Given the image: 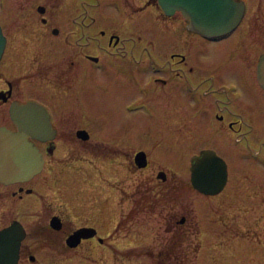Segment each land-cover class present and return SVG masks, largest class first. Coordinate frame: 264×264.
Segmentation results:
<instances>
[{"label":"rangeland","instance_id":"rangeland-1","mask_svg":"<svg viewBox=\"0 0 264 264\" xmlns=\"http://www.w3.org/2000/svg\"><path fill=\"white\" fill-rule=\"evenodd\" d=\"M80 1L83 0H0V23L11 35L20 28L22 19L29 18L22 14H33L26 10L37 5L55 9V14L63 15L57 19L67 23L66 15L71 19L77 13L76 9L85 8L82 4L96 9L98 2L102 5L104 0ZM247 1L245 22L232 38L208 43L202 37H194V41L198 40L196 53L200 65L206 63L204 68L207 70L200 71L210 74L207 85L198 91L200 106L205 104L216 84L239 79L234 68L238 70L240 65L236 60L233 64L235 57L232 54L239 34L246 38L237 52L239 56L244 55L245 65H241L243 70L240 71L244 75L251 76L257 54L264 52V0ZM130 2L141 4L142 0ZM155 4L135 13L132 12L133 4L131 10L118 13L115 23L116 29L122 30L120 36L128 39L127 56L134 60L135 74L142 79H149L150 71L155 73L150 68L151 63L164 67L169 54L180 51L179 45L186 37L191 40L182 31L172 32V26L184 24L182 16L177 12L162 22ZM126 14L137 18L143 15L144 25L136 22L134 30L119 26L125 23L123 17ZM28 24L35 22L28 21ZM166 24L168 26H164ZM15 38L14 47H17L20 37L16 35ZM227 43L231 44L229 49ZM222 51L221 57L217 55ZM221 59L223 64L220 66L217 63ZM153 83V80L148 81L145 91L135 93L134 121L126 123L130 128L129 136L119 133L121 137H127L125 140L129 139L123 145L124 150L131 152L139 147L146 150L150 157L147 169L133 171L127 162L125 167V163H121L120 170H104L107 177L119 178L113 187L111 181L83 170L79 163L75 164L76 170L68 174L54 164L53 171L46 175L43 199L60 205L76 217L74 227L87 225L94 228L98 239L87 240L77 253L32 251L35 254L33 261L23 257L18 264H264V101L259 103L260 116L252 119L247 110L238 115L242 120L233 124L231 151L226 155L230 179L223 191L211 198V195L203 196L195 191L190 183V156L197 148L209 145L202 128L194 131L191 122L184 123V118L192 119L187 116L191 111L181 112V101L156 91L152 88ZM186 92L191 94L192 88L187 87ZM233 99L234 94L225 101L226 104L232 105ZM106 113L111 115L114 124L121 122L124 111L119 109V116L114 112ZM194 135L197 136L194 138ZM61 147L64 151L65 147ZM158 169L166 173L165 181L156 177ZM53 178L56 187L52 185ZM1 214L0 205V227L5 224ZM183 215L186 223L181 225ZM23 218L25 222L33 220L27 215Z\"/></svg>","mask_w":264,"mask_h":264},{"label":"flooded vegetation","instance_id":"flooded-vegetation-1","mask_svg":"<svg viewBox=\"0 0 264 264\" xmlns=\"http://www.w3.org/2000/svg\"><path fill=\"white\" fill-rule=\"evenodd\" d=\"M155 1L142 0L141 4H137L130 0H104L102 5L98 2L96 9L82 4L85 8L76 9L77 13L72 15L71 19L66 15L67 23L57 19V17L62 18L63 15L55 14V9L37 5L36 8L26 10L32 11L33 14H22L29 18L22 19L20 28L11 35L0 23L6 36L5 48L0 57V126L16 130V125L9 114L10 106L14 102H35L48 114L50 126L54 130L43 139L28 137L42 155L43 165L38 174L26 181L0 183L1 217L3 216L5 222L0 228L17 221L25 231L18 248V263L23 257L33 261L35 254L32 251L77 253L79 249L84 248V242L98 239L95 231L94 235L81 238L75 247L68 246L66 239L69 235L78 228L89 226L74 227L76 217H72L60 205H53L51 201L43 199L45 195L42 187L46 182V175L53 171L54 164L68 174L75 171V164L79 163V167L83 170H89L102 180L111 181L112 187L119 178L107 177L103 174L104 170H120L121 163H125L123 165L125 167L127 162L128 167L133 171L147 169L150 166V157L146 150L141 147L131 152L124 150L123 145L129 139L125 140L127 137H121L119 133L129 136L130 128L126 123L130 124L134 121V111L137 107L135 93L138 90L141 93L145 91L148 81L153 80L152 88L164 96L178 98L182 103L181 112L191 111L187 116H191L192 119L184 118V123L191 122L190 127H194V131L196 128H202L203 136L209 142V145L197 148L191 155L199 154L204 148L214 150L227 165V181L223 189L228 183L231 173L226 155L231 151L230 136L234 131L233 124L241 121L238 115L246 113L247 110L252 119L260 116L258 109H261L260 101H264V90L258 83L256 68L264 52L260 51L257 54L251 76L248 77L247 73L244 75L240 72L243 70L241 65L244 64L242 60L244 55L239 56L237 52L246 42V38L239 34V39L235 40L237 47H233L236 50L231 48L235 57L233 64L236 60L240 65L238 70L234 68L239 79L216 84V87L210 91V96L205 99V104L200 106L198 91L207 85L210 75L200 71L207 70L204 68L206 63L201 66L199 55L196 53L199 46L198 40L194 41V37L202 36L190 30L184 17L178 12L184 19V24H175L172 26V32L182 31L191 37V40L186 37L182 45L178 44L180 51L170 53L168 59L164 61V67L156 62L151 63L150 65H158L161 72L150 71L147 74L149 79H142L135 74L134 60L127 56L125 48L129 47L128 39L120 36L119 31L122 30L116 29L115 23L118 20V13L131 10L133 4L135 7L132 12L135 13L148 9L150 5H156L157 1ZM243 2L245 5L243 17L229 35L217 40H207L204 37L202 39L208 43H215L232 38L243 26L248 14V1L243 0ZM160 10L159 7L156 11L159 15L161 13L162 22L171 17L164 15ZM89 12L92 15H89ZM138 17L126 14L123 17L125 25L119 24V26L134 30L136 22L141 26L145 23L143 15ZM28 21L35 24H28ZM16 35H19L21 42L18 41V46L14 47ZM30 44L33 46H29ZM217 55L221 57L223 51ZM217 64L221 66L222 59ZM187 87L192 88L191 94L186 92ZM232 94L234 99L230 107L225 101H228ZM119 109L124 111L123 116H120L122 128L119 121L113 124L111 115L106 113L117 114ZM196 136L194 135V138ZM73 143L74 145H71ZM62 145L65 147L64 151H61ZM141 150L146 153L147 159L146 165L142 168L135 162V155ZM78 155L79 157L76 158ZM161 170L158 169L157 172ZM54 181L53 178L52 185L56 187ZM212 196L214 195L210 197ZM199 207L201 205L197 208ZM22 214L30 218L32 216L33 220L25 222ZM181 220L180 224L184 225L186 216L183 215ZM100 242L102 243L103 239Z\"/></svg>","mask_w":264,"mask_h":264},{"label":"water","instance_id":"water-1","mask_svg":"<svg viewBox=\"0 0 264 264\" xmlns=\"http://www.w3.org/2000/svg\"><path fill=\"white\" fill-rule=\"evenodd\" d=\"M166 15L180 11L189 29L210 37L234 28L239 22L244 4L240 0H157ZM41 9L43 7H40ZM6 37L0 25V57L5 47ZM257 79L264 89V54L257 65ZM16 130L0 126V182L9 184L26 181L41 171L43 160L38 148L29 136L43 139L54 130L48 114L35 102H14L9 109ZM135 161L139 167L146 165L144 151L137 152ZM158 178L165 179L164 171ZM227 165L211 149H203L190 158V183L203 194H216L226 183ZM92 227L75 230L67 239L68 246L75 247L81 238L94 235ZM25 235L23 226L12 222L0 229V264H17L18 248Z\"/></svg>","mask_w":264,"mask_h":264},{"label":"bare ground","instance_id":"bare-ground-1","mask_svg":"<svg viewBox=\"0 0 264 264\" xmlns=\"http://www.w3.org/2000/svg\"><path fill=\"white\" fill-rule=\"evenodd\" d=\"M219 193H221V191H220ZM219 193H218V194H219ZM215 195H216V194H215Z\"/></svg>","mask_w":264,"mask_h":264}]
</instances>
